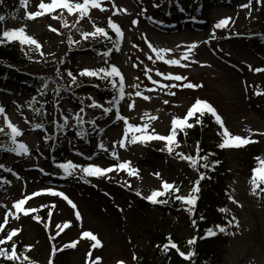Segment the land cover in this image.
I'll return each mask as SVG.
<instances>
[{
	"label": "rangeland",
	"instance_id": "374dc122",
	"mask_svg": "<svg viewBox=\"0 0 264 264\" xmlns=\"http://www.w3.org/2000/svg\"><path fill=\"white\" fill-rule=\"evenodd\" d=\"M41 2L27 0L26 6L17 0L4 3L3 31L24 27L41 48L37 50L34 45L20 43V52L30 64L21 70H0V106L5 109L0 114V129H3L0 135L8 136L6 147L0 148V165H3L0 167V240L5 241L0 249L8 248L11 252L10 241H13L7 237L17 230V237L28 245L25 255L31 264H139L145 252L153 254L158 249L151 241V230L168 236L178 234L181 242L184 238L189 241L196 237L183 215H165L146 199L152 191L163 190L164 181L178 187V195L187 196L191 191L187 182L189 175L193 179L195 173L168 153L166 141L152 139L120 147L118 142L123 138L125 126L116 119V109L104 113L102 108L89 107L93 99L104 107L111 105L96 97L94 87L83 84L91 77L80 76V71L115 64L125 78L120 113L135 125L147 122V118L142 119L145 113L156 117L150 120L148 133L154 130L155 134L169 135L173 119L185 118L199 99L216 108L232 135L254 141L246 149L226 147L228 175L223 204L234 234L215 244L223 264H264V207L258 189L255 195L251 191V156L247 153L248 148L256 147L255 155L264 159V94H256L264 93V71H255L264 69V57L244 38L257 30L262 0H102L104 10L92 8L83 18L78 12L70 14L61 8L35 19L27 18L28 12L43 11L39 8ZM249 4L250 7L245 6ZM109 18L121 27L124 38L119 50L116 48L119 38L115 34L108 48L96 52L93 45L107 38L97 35L85 39L82 33L93 32L95 27H104L108 33L113 31L108 27ZM227 18L230 19L225 27H215ZM65 21L67 27H64ZM69 36L74 41L71 45ZM149 43L158 49H172L166 59H181L187 66L169 65L157 59ZM193 43L197 47L191 50L188 59H182ZM49 64L54 69V72L50 70V76L34 75ZM68 71L77 77L76 84L67 75ZM169 72L185 76L187 80L166 79ZM153 80L160 83L153 84ZM45 82L47 89L43 88ZM187 83L201 86L163 87ZM118 87L117 83L116 97ZM137 91L151 99L137 96ZM205 112L206 116L197 111L188 119L193 125L190 128L206 117L212 124L206 137L222 142L221 127ZM76 113L83 117L82 125L77 124ZM64 116H68V123L58 131L61 142L51 145L47 137L57 124L64 125ZM5 117L22 130L23 135L17 140L28 146L30 154L19 155L7 150L13 145ZM36 124L44 127L36 129ZM82 130L86 135H78ZM179 132L177 129V150H182ZM101 142L107 151L99 147ZM113 150L119 160L112 156ZM67 161L105 168L130 161L139 171L138 175H129L126 170L114 169L96 177L77 169L73 175L65 176L58 165ZM48 188L65 193L76 207L60 196L42 191ZM21 199H26L25 208L35 211L18 212L14 205ZM37 216L39 220L35 219ZM84 232L95 234L102 246L93 247L95 241L83 237ZM74 241L75 247H65ZM182 250L186 254L191 252L185 246ZM11 261L20 263L21 256L20 260ZM0 264H6L5 257L0 256Z\"/></svg>",
	"mask_w": 264,
	"mask_h": 264
},
{
	"label": "snow or ice",
	"instance_id": "6c2138e0",
	"mask_svg": "<svg viewBox=\"0 0 264 264\" xmlns=\"http://www.w3.org/2000/svg\"><path fill=\"white\" fill-rule=\"evenodd\" d=\"M21 3L26 6L27 0H21ZM246 7H250L249 5H245ZM39 8L43 11H36V12H28L27 13V18L29 19H35L36 17L44 14V13H49L55 11L57 8L61 9H66L68 13L70 14H75L79 13L80 18H83L85 16L89 15L90 9L92 8H99L101 10H104L102 7V0H83L82 3L74 2V0H50L48 3H44L43 0L39 4ZM126 11V10H125ZM57 18V17H54ZM229 19H224L221 20L218 24L215 25L216 28H223L229 23ZM4 17L0 16V21H3ZM133 23H138V21H133ZM67 22H64V27H67ZM75 26V25H73ZM51 27V26H50ZM108 27L112 29L116 36L119 38V40L116 42V48L119 50V44L124 38V33L121 29V27L114 21L109 18L108 22ZM52 31H58L55 28L51 29ZM83 37L85 39H88L90 36L95 37L97 35H101L105 38L111 39L109 36L108 31L104 27H95V31L93 32H83L82 33ZM0 38H6L8 41H19L22 45H34L37 50L41 48L40 43L32 36L28 35L24 29V27H21L19 29H12V30H5L3 31L2 34H0ZM74 43L72 40L71 36H69V44L71 45ZM78 43V42H75ZM149 47L152 48V51L156 53V58L159 60H164L167 64L169 65H177L181 67H186V64H182L181 59H166V54L172 52V49H167V48H155L154 46L149 43ZM179 47V45L177 46ZM197 47V43L191 44L185 54L183 55L182 59L186 60L188 59V55L191 52L192 49ZM43 54V53H41ZM109 53H105V55H108ZM151 59V57H149ZM251 68V66H249ZM255 71L260 72L264 71V69L257 68ZM57 75L60 76L59 70H57ZM67 75L71 78V81L73 84L77 83V77L71 72L68 71ZM80 76H87V77H97L101 80H106L111 83V86L115 89L117 88V83L119 84L118 87V97H113L112 100H110L108 103L111 105L110 107H104L103 104L98 103L94 99L92 100V103L89 105V107L93 108H102L104 113H111L113 111V108L116 109L115 116L117 120H121L124 123L125 130H124V135L123 138L118 142L120 147H126L127 143H146L147 141H150L152 139H158L162 141H166V150L168 151L169 154H172L175 150V148L179 147V142L177 141V129H180L181 131H184L185 128H190L193 125L188 123V119L193 117L194 114L199 111L201 115L204 114L205 110L210 113L214 118L217 124L221 127L222 129V136L223 140L222 142L218 145L219 148L223 149L226 147H235V148H240L246 146L251 141L250 138H245L241 136H234L232 135L229 130L224 126V121L222 117L217 113L216 108L208 103L207 101L203 100H197L195 104L192 106V108L188 111L187 115L185 118L180 119V118H174L172 121V127H171V132L169 135H158L154 133V130L152 133H148V129L150 127V120L151 119H156V117H149L147 113H145V117H142V119L147 118V122H145L142 125H135L129 122L128 117L121 115L120 110H119V104L120 101L124 98L125 96V90H124V84H125V78L123 74L121 73L120 69L115 65H109L108 67H101V68H96V69H90V68H84L83 70L80 71L79 73ZM157 75L159 76H165V73L162 72H157ZM116 77H119V81L117 82ZM150 80H152V77H148ZM166 79H171L173 81H186L187 77L179 75V74H173L171 72L167 73ZM153 84H159L160 81L153 80ZM77 86H79L77 84ZM201 85H195L192 83H187L183 85H163V87H189V88H195V87H200ZM48 85L45 82L43 85L44 89H47ZM134 87H139L138 85H134ZM149 91H152L153 89H148ZM57 93L59 89L56 90ZM137 96H142L143 99L145 100H150L151 97L144 95L142 92L137 91L135 93ZM171 95H175L174 92L170 93ZM257 95H261L264 93L257 92ZM165 104L168 103V101H164ZM134 107V103L129 105V108L131 109ZM35 111H39V109H36ZM81 112H83V108L80 109ZM5 109L0 106V114H4ZM6 122H7V127L10 129V139L12 142L13 147L7 149L8 151L15 152L19 155H27L30 154V150L28 146L17 140V137L22 136L23 132L22 130L13 124L10 120L5 117ZM75 119L77 124L82 125L84 123L83 117L79 114L76 113ZM199 123L200 121L197 120ZM68 123V116H64V125H59L57 124V129L62 130L63 128L67 127ZM91 123L95 124V121H91ZM44 126L42 124H36L34 125V128L36 129H42ZM0 131H3V129H0ZM129 133H131V138L129 139ZM185 136L187 135L186 132H184ZM78 135H86V133L82 130ZM47 139H51V137H47ZM99 147L102 150L107 151L105 145L101 142L99 144ZM200 148H199V142H197V147H196V156L192 155H186L182 152H176L175 155L181 159V160H186L190 163V166L194 169L197 168V163L198 161H204V163L201 165V167L208 168L210 165L208 163V156L213 155L212 153L206 154L204 156L200 155ZM112 156L116 159L119 160L118 153L113 150L112 151ZM80 155H83L80 153ZM89 159H91L89 157ZM257 160L259 161V167L255 168L253 170V176L250 179V183L252 185V194H257V187H258V182H264V160H260L259 157H257ZM220 161H213L211 166L214 168L215 165L219 164ZM0 167H3V165H0ZM59 168H61L65 174V176H71L74 174V172L79 169L81 172H83L87 176H103L106 175L108 172L113 171L114 169L116 170H126L128 171L129 175H138V169L133 168L131 166L130 161H123L120 162L116 165H113L112 167H101L99 165L91 164L89 163L87 166L75 164L72 161H67L64 163H60L58 165ZM10 171V169H9ZM42 171V170H41ZM155 175L159 176V173H156ZM83 178V177H81ZM205 179V174L203 172L200 173L199 178L195 181V184L191 190V192L187 195H176L175 199L180 201L181 203L187 205L186 210L189 212V214H194V206L196 205V202L198 200V193L200 192V181ZM162 189L163 190H154L152 193L146 197L147 200H149L152 203H167V200H160L158 199L161 196L168 195L170 192H179V188L176 187L172 183H168L167 181H164L162 183ZM48 194L55 195V196H60L70 205H72L73 208H75V204L65 195L63 192H57L53 190L52 188H48L45 190H42ZM35 195V194H34ZM137 195H140L138 192ZM30 198V197H28ZM26 198V199H28ZM26 199H21L18 202L15 203L14 207L17 209L18 212H23L24 214H28L29 212L35 211V209L31 208H25L24 204L26 203ZM231 199V197H230ZM221 212H226L227 209L221 208L219 209ZM77 218H79L80 214L77 211L76 212ZM35 219L39 220L40 218L37 216ZM203 219V217H201ZM193 225H195L196 221H192ZM229 223H232V221H229ZM68 225H64V227H67ZM236 226H239V222L236 221ZM220 232H226V228L221 225L216 226ZM17 230H13V232L7 237V240H11L12 236L16 235ZM216 233L212 229L206 230V235H215ZM234 234V233H233ZM83 237L85 238H90L91 240L95 241V244L93 247L97 246H102L101 241L97 238V236L91 232H84ZM196 238L193 237L191 240L188 241L189 244H194ZM4 240H0V244L4 243ZM169 244L171 245L172 248H176V250L180 253L182 257L185 259H189L192 255H194V252H189V253H184L180 252L179 248L175 243L171 242V239L169 238ZM169 244L164 245V250H167L169 248ZM76 242H72L71 244L65 245V247H75ZM30 247V246H29ZM0 256L5 257L8 260H20V256L17 254L16 247L13 245L11 252H9L7 249H0ZM25 261H29V264H31V261L29 258L25 255L23 258ZM97 260L101 259L99 257L96 258ZM118 264H123V262H118Z\"/></svg>",
	"mask_w": 264,
	"mask_h": 264
},
{
	"label": "trees",
	"instance_id": "16d2710c",
	"mask_svg": "<svg viewBox=\"0 0 264 264\" xmlns=\"http://www.w3.org/2000/svg\"><path fill=\"white\" fill-rule=\"evenodd\" d=\"M3 4L4 0H0V16L3 13ZM261 19L258 24V32L255 34L246 37L247 42H252L261 52L264 53V0L261 6V10L259 13ZM0 34H2V21H0ZM102 46V43L99 44L96 48ZM20 64H28V61L23 58L20 53V42L19 41H8L6 38H0V65H8V66H19ZM97 85V92L99 96L103 98H111L112 86L109 81L101 80L99 78H95L91 81V83ZM210 131V123L205 122L195 129L185 130L181 132L182 139L185 143V150L183 151L186 155L196 156V147L197 142H199L200 155L204 156L206 154L212 153L213 155L208 156L209 167L204 168L201 165L204 161H198L197 168L194 169L190 166V163L186 160L188 165L191 167L193 171L196 172L197 178L193 181H189L190 184L194 186L195 181L199 178L201 172L205 174V179L200 181V192L198 195V200L196 205L194 206V215L188 217V226H192L196 230V240L194 244H188L186 240L183 242V246L189 247L194 255L190 259H185L180 256L179 252L176 248L169 247L167 250H164V245L166 242H169V238L171 242L175 243L179 250L181 251L182 245H178L180 239L178 235L176 237H167L165 233L155 231L152 233L151 237L153 239L154 244H158L161 249H159L154 255V257L146 255L142 259H140V264H218L219 252L217 251V247L215 242L216 239L221 238L222 234L219 229L216 227L219 222L221 226H223L226 222L225 217H223L221 211H217L215 209L216 205L219 202L221 208L223 207L222 202V193L219 191V187L221 188L224 185V176L226 175V155L224 148L221 149L218 145L221 143L218 140L211 141V139L204 136L206 132ZM184 132L187 133L185 136ZM54 137H51L53 140ZM196 143V146H195ZM258 152L256 147L248 148L247 153L251 156V172L253 173V169L259 167V161L254 158V154ZM246 152L243 154H247ZM262 160V159H260ZM213 161H220L219 164L215 165L214 168L211 166ZM258 187L261 191V195L264 199V182H258ZM176 193L170 192L165 196L164 200H167V203H163L160 206L165 210L166 213L175 212L178 213L180 210L186 207L185 204L175 199ZM218 205V207H219ZM220 208V209H221ZM203 217V219H201ZM195 220L196 223L193 225L192 221ZM212 229L216 234L215 235H206V230ZM18 249L23 251L25 248L24 243L18 244ZM24 252V251H23ZM162 259L159 262V259Z\"/></svg>",
	"mask_w": 264,
	"mask_h": 264
},
{
	"label": "bare ground",
	"instance_id": "6f19581e",
	"mask_svg": "<svg viewBox=\"0 0 264 264\" xmlns=\"http://www.w3.org/2000/svg\"><path fill=\"white\" fill-rule=\"evenodd\" d=\"M119 245H121V243H120ZM121 246H122V245H121Z\"/></svg>",
	"mask_w": 264,
	"mask_h": 264
}]
</instances>
